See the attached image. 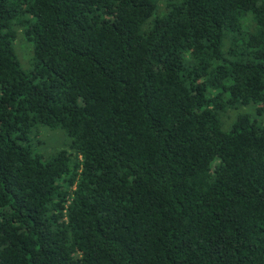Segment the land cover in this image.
Listing matches in <instances>:
<instances>
[{
	"label": "trees",
	"instance_id": "trees-1",
	"mask_svg": "<svg viewBox=\"0 0 264 264\" xmlns=\"http://www.w3.org/2000/svg\"><path fill=\"white\" fill-rule=\"evenodd\" d=\"M258 116L264 0H0V264H264Z\"/></svg>",
	"mask_w": 264,
	"mask_h": 264
},
{
	"label": "rangeland",
	"instance_id": "rangeland-1",
	"mask_svg": "<svg viewBox=\"0 0 264 264\" xmlns=\"http://www.w3.org/2000/svg\"><path fill=\"white\" fill-rule=\"evenodd\" d=\"M16 50L22 65L25 68L29 67L33 54L32 46L21 32L18 34V38L16 41ZM241 112H249L255 114V108L252 106H247L238 110H231V112L229 113V117L227 118V122H230V120H232ZM258 117L264 118V116ZM43 139L45 141V144L42 150L47 152H52L56 148L64 146L67 142V138L61 130H48L47 132H45Z\"/></svg>",
	"mask_w": 264,
	"mask_h": 264
}]
</instances>
